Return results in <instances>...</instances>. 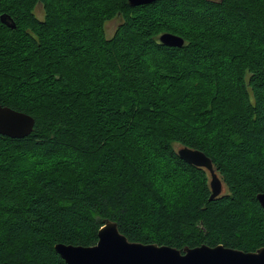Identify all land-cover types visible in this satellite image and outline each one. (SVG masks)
<instances>
[{
	"label": "trees",
	"instance_id": "trees-1",
	"mask_svg": "<svg viewBox=\"0 0 264 264\" xmlns=\"http://www.w3.org/2000/svg\"><path fill=\"white\" fill-rule=\"evenodd\" d=\"M126 12L106 38L105 23ZM3 15L15 28L0 21V105L31 116L34 127L23 139L0 136V264H65L54 246L95 245L105 220L144 245L264 247L256 200L264 192V0H0ZM61 32L69 55L58 50ZM164 33L183 45H163ZM150 50L163 59L152 76L142 63ZM193 64L210 71L209 92L171 91L166 106L155 104L157 86H185ZM47 77L58 92L33 84ZM135 99L152 104L144 111ZM181 147L211 160L223 186L212 201L209 173L182 161ZM28 149L49 166L20 169ZM155 162L171 169L178 192L165 182L153 190Z\"/></svg>",
	"mask_w": 264,
	"mask_h": 264
},
{
	"label": "water",
	"instance_id": "water-1",
	"mask_svg": "<svg viewBox=\"0 0 264 264\" xmlns=\"http://www.w3.org/2000/svg\"><path fill=\"white\" fill-rule=\"evenodd\" d=\"M156 0H128L129 7L154 3ZM0 21L9 28H15L9 16H1ZM160 43L170 47H181L183 39L170 33L159 38ZM34 127L31 116L0 105V136L10 139H23L29 136ZM178 157L185 163L205 169L210 176L213 200L222 193V183L217 177L211 160L201 151L188 147L177 150ZM264 211V192L256 196ZM55 252L65 264H264V247L253 252H243L222 245L176 249L156 244L129 242L118 231L117 224L109 220L102 223L97 232V242L90 247L57 244Z\"/></svg>",
	"mask_w": 264,
	"mask_h": 264
},
{
	"label": "rangeland",
	"instance_id": "rangeland-1",
	"mask_svg": "<svg viewBox=\"0 0 264 264\" xmlns=\"http://www.w3.org/2000/svg\"><path fill=\"white\" fill-rule=\"evenodd\" d=\"M125 14H127L128 16H130L129 12L126 13H117L116 16L111 19L110 21L106 22L104 25V33H105V37L106 38H110L114 35V33L116 32V30L119 28V26L125 24L126 22V17ZM34 15L36 16L37 19H43V7L40 4H37V6L35 7L34 10ZM169 21H173V22H177V23H181L182 20L184 19V23H186L187 25L193 26L196 29H201V30H206L207 29V24L206 22L191 18V17H183V16H167ZM62 34V32H61ZM56 36V34H55ZM62 39H60L58 41V43L60 44V48L58 49L59 52L62 55H69L71 53V44L68 35L62 34ZM78 38L81 42V35L78 34ZM56 39L58 40V36H56ZM85 43V42H84ZM84 46V44L81 43H77L75 44L73 47L76 50L77 47H81ZM138 50V47L135 48V50L133 49V52H136ZM163 61V59L158 55V53H156V51H146L144 53V56L142 58V63H143V68L145 70V72L147 74H149L150 76H152L151 74L155 71V69L157 68V66L159 64H161V62ZM175 64L177 63H181V62H174ZM178 65V64H177ZM194 66L192 67V72L194 73L193 76L188 79V81H186L183 85L185 86H177V85H173V84H164L162 86L158 85L157 89L159 92V96H157V101L155 102V104L157 103V105H159L160 103L163 104V106L166 103V101L162 100V96L164 95H168L169 93L172 92H177L180 91V93L182 95H194L196 93H201V92H209V85H210V71L204 67L201 66V64H193ZM197 77H199L200 79H197ZM197 79V80H196ZM201 80V81H200ZM197 83H202V87L198 88V89H192L191 85L192 84H197ZM34 85H39L41 84L40 89L43 91V93L46 94H53L58 92V88H57V83H56V78H44L41 80H37L36 82L33 83ZM188 84V85H187ZM183 88L189 92H183ZM31 90H32V86H31ZM27 91V87H25L24 85H21V97H24V93ZM136 102V103H135ZM135 102L133 100V105H135V107L137 106L140 109H143L144 111L148 109V107L152 104L148 101H144V100H138L135 99ZM159 108L162 106H158ZM202 113L203 112H198V118H196L195 122H198L201 120V122L198 124V126L203 127L204 121L205 119L202 117ZM213 119H211L210 123H212ZM209 123V124H210ZM1 146V145H0ZM1 149V148H0ZM29 151L24 155L21 156V160L18 161L17 165L20 169L25 170V169H41V168H45L47 166H49V162L47 159H45L44 157H39L38 154L39 152L36 150H32V149H28ZM171 169L169 168H165L162 167L161 165H159V163L155 162L154 163V171L159 172L158 174L161 177L160 182H157L156 187L153 186V190L155 191V189H159V190H163L162 184L165 182L167 184H171L173 185L172 187V192L174 191H179L181 184H178L180 181L171 174L170 172ZM150 178V175H148V180ZM209 180H210V176H209ZM223 191V190H222Z\"/></svg>",
	"mask_w": 264,
	"mask_h": 264
},
{
	"label": "bare ground",
	"instance_id": "bare-ground-1",
	"mask_svg": "<svg viewBox=\"0 0 264 264\" xmlns=\"http://www.w3.org/2000/svg\"><path fill=\"white\" fill-rule=\"evenodd\" d=\"M223 187V186H222Z\"/></svg>",
	"mask_w": 264,
	"mask_h": 264
}]
</instances>
